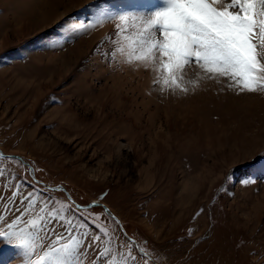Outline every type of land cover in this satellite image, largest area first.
<instances>
[{
    "label": "rangeland",
    "instance_id": "rangeland-1",
    "mask_svg": "<svg viewBox=\"0 0 264 264\" xmlns=\"http://www.w3.org/2000/svg\"><path fill=\"white\" fill-rule=\"evenodd\" d=\"M146 3L0 0V216L21 207L23 197L6 202L17 184L50 194L69 218V205L95 218L110 233L99 248L110 250L106 259L264 264V172L255 162L264 91L238 92L196 63L166 86L155 65L129 64L105 43L115 22H95L105 8ZM60 186L68 193L51 188ZM94 202L112 217L102 204L77 205ZM41 208L26 218L46 216ZM56 230L57 247L76 235ZM55 239L38 243L47 250ZM9 261L25 264L24 251L0 242V264Z\"/></svg>",
    "mask_w": 264,
    "mask_h": 264
},
{
    "label": "snow or ice",
    "instance_id": "snow-or-ice-1",
    "mask_svg": "<svg viewBox=\"0 0 264 264\" xmlns=\"http://www.w3.org/2000/svg\"><path fill=\"white\" fill-rule=\"evenodd\" d=\"M106 20L115 22V28L105 43L113 44L115 52L126 54L129 64L136 61L146 68L155 65L158 83L176 85L185 67L196 63L213 76L229 79V87L238 92L264 91V0H230L222 7L220 0H147L142 11L114 13L105 8L95 23L103 24ZM255 162L264 172V154ZM4 176L5 172L0 170V177ZM10 187L16 191L6 202L23 199L16 214L0 216V242L22 249L25 264H129L127 259H106L110 255L107 247L99 251L103 237L110 233L95 224V218L90 221L80 215L82 209L72 205L64 208L71 215L69 218L55 204L50 205V194L35 188L25 194L17 184ZM38 204H42L41 211L46 216L29 221L27 215ZM111 217L112 213L107 211V218ZM57 226L76 235L57 247L63 239ZM49 233L57 239L44 250L45 245L38 242L48 238ZM33 255L37 256L35 261ZM131 264H137L136 257H132Z\"/></svg>",
    "mask_w": 264,
    "mask_h": 264
},
{
    "label": "water",
    "instance_id": "water-1",
    "mask_svg": "<svg viewBox=\"0 0 264 264\" xmlns=\"http://www.w3.org/2000/svg\"><path fill=\"white\" fill-rule=\"evenodd\" d=\"M11 156H13L12 154H11ZM16 156V155H15ZM19 157V156H18ZM21 158V157H20ZM28 165H30V164H28ZM51 188H53V189H62L63 191H65V192H67L68 193V190H67V188L66 187H64V186H60V187H57V188H55V187H51ZM69 195V194H68ZM70 199L73 201V202H75L74 201V199L73 198H71L70 197ZM100 204H102V203H97V202H94V203H92L91 205H87V206H82V205H79V204H77L78 206H80V207H88V206H96V205H100ZM104 207H105V209L107 210V207L104 205V204H102ZM116 217V216H115ZM117 220L118 221H120L118 218H117ZM135 241V240H134ZM135 243H136V245L139 247V244L135 241ZM145 253V252H144ZM146 255H148L149 256V254H147V253H145Z\"/></svg>",
    "mask_w": 264,
    "mask_h": 264
},
{
    "label": "bare ground",
    "instance_id": "bare-ground-1",
    "mask_svg": "<svg viewBox=\"0 0 264 264\" xmlns=\"http://www.w3.org/2000/svg\"><path fill=\"white\" fill-rule=\"evenodd\" d=\"M44 4V3H43ZM2 30V29H1ZM263 106V105H262ZM59 107V106H58ZM62 109V108H61ZM53 110V109H52Z\"/></svg>",
    "mask_w": 264,
    "mask_h": 264
}]
</instances>
